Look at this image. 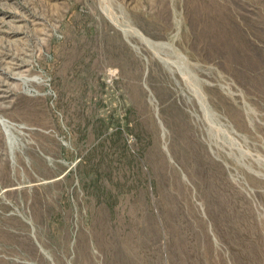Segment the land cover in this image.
<instances>
[{
  "label": "rangeland",
  "instance_id": "374dc122",
  "mask_svg": "<svg viewBox=\"0 0 264 264\" xmlns=\"http://www.w3.org/2000/svg\"><path fill=\"white\" fill-rule=\"evenodd\" d=\"M0 264H264V0H0Z\"/></svg>",
  "mask_w": 264,
  "mask_h": 264
}]
</instances>
